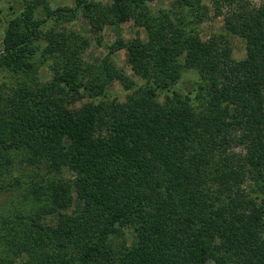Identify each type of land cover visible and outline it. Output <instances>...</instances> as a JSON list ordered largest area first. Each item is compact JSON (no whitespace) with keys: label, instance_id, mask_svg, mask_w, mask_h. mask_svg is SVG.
Instances as JSON below:
<instances>
[{"label":"trees","instance_id":"16d2710c","mask_svg":"<svg viewBox=\"0 0 264 264\" xmlns=\"http://www.w3.org/2000/svg\"><path fill=\"white\" fill-rule=\"evenodd\" d=\"M75 1L6 2L0 264H264V2L179 0L176 12L153 11L154 0ZM208 3L227 6L243 59L223 35L202 37ZM111 13L147 33L120 41L144 78L125 83L123 99L106 90L103 77H123L113 63L82 57L87 37L47 27L83 14L99 32ZM42 65L48 82L35 77ZM84 92L93 100L72 107ZM75 195L82 207L69 212Z\"/></svg>","mask_w":264,"mask_h":264},{"label":"rangeland","instance_id":"374dc122","mask_svg":"<svg viewBox=\"0 0 264 264\" xmlns=\"http://www.w3.org/2000/svg\"><path fill=\"white\" fill-rule=\"evenodd\" d=\"M107 4L112 3V0H98ZM252 5L259 6L264 0H249ZM7 0H0V38H2V31L4 25L6 23V19L8 18V9L5 8L7 5ZM51 6L53 9L61 8V7H74L76 5L75 0H50ZM208 2V1H207ZM210 6V10L208 11V16L202 21L200 24L201 35L204 39H209L213 36H221L223 35L227 42L230 44L232 55L235 59H243L246 56V41L237 35H233L228 32L225 28V17L227 15V6L221 7V12L218 13L214 4L208 3ZM148 7L153 11L165 10V11H176L179 12L181 6L179 4V0H154L148 2ZM1 9H4L3 11ZM111 21L104 25L103 29L99 32L93 31L90 20L85 17L83 14H80L76 19L71 21H61L56 23L54 19L49 21L47 27H51L55 24H60V28H65L66 30H71L80 34L81 36H85L89 40V44L84 48L82 52V57L87 62L92 64L101 65L102 61L105 58H108L114 66L117 74H121L122 78L118 77H103L107 80L106 90L113 93V96L119 97L123 99L130 92L126 90L125 83L133 82L135 84H142L144 82V78L133 70L131 65L127 60V51L125 48H121L119 46L120 41L127 42L130 41L137 35H140L144 39L147 38V33L144 27L138 25L134 18L129 19H120L119 13H111ZM44 46V43L42 44ZM3 49L2 43L0 42V51ZM87 77V80L90 77H94L91 74L87 73V71H82ZM188 77L192 78V72L185 73ZM35 77L38 78L41 82H48L52 79L53 74L48 69L47 65L39 66L36 70ZM116 76V75H115ZM1 82V76H0ZM75 99L72 100V107L80 108L84 104L89 103L93 100V97H88L87 92L79 95H74ZM97 99L94 98V100ZM96 101V100H95ZM14 164L16 165V170H22L23 167H26L25 159L21 158V156L16 157L14 160ZM32 169V168H31ZM64 175L67 178L73 179L74 174L69 169H64ZM15 198V197H14ZM14 200V199H13ZM17 200V201H15ZM14 200L15 203L19 202L20 197H16ZM13 205L10 203L4 204V208L12 210ZM82 207V204L78 202V198L74 196V202L72 208L69 209V212L79 211ZM1 208V205H0ZM126 239L128 243H130L134 239V235L127 232L125 233L123 239Z\"/></svg>","mask_w":264,"mask_h":264}]
</instances>
